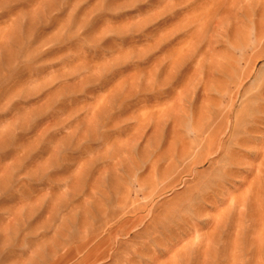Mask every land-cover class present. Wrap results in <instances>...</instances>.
I'll return each instance as SVG.
<instances>
[{"label":"rangeland","instance_id":"374dc122","mask_svg":"<svg viewBox=\"0 0 264 264\" xmlns=\"http://www.w3.org/2000/svg\"><path fill=\"white\" fill-rule=\"evenodd\" d=\"M0 264H264V0H0Z\"/></svg>","mask_w":264,"mask_h":264}]
</instances>
